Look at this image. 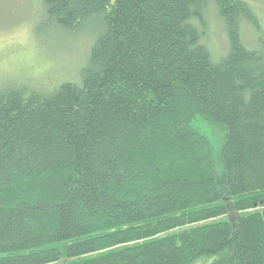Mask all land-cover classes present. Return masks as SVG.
<instances>
[{
	"label": "trees",
	"instance_id": "1",
	"mask_svg": "<svg viewBox=\"0 0 264 264\" xmlns=\"http://www.w3.org/2000/svg\"><path fill=\"white\" fill-rule=\"evenodd\" d=\"M40 5L88 51L52 88L0 85V264H264V28L251 0ZM199 118L223 131L216 160Z\"/></svg>",
	"mask_w": 264,
	"mask_h": 264
},
{
	"label": "rangeland",
	"instance_id": "2",
	"mask_svg": "<svg viewBox=\"0 0 264 264\" xmlns=\"http://www.w3.org/2000/svg\"><path fill=\"white\" fill-rule=\"evenodd\" d=\"M251 2L264 28V0ZM40 4L41 0H0V85L29 80L49 89L76 77L86 60V35L80 31L71 35L44 24ZM208 40L213 48H221L215 28ZM194 126L210 140L216 160L223 131L203 119ZM214 258L205 256L192 264H208Z\"/></svg>",
	"mask_w": 264,
	"mask_h": 264
}]
</instances>
